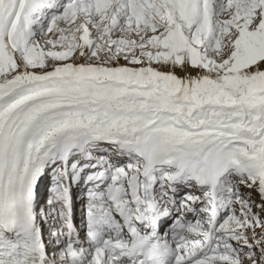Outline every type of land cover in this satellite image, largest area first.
Wrapping results in <instances>:
<instances>
[{"label": "snow or ice", "instance_id": "snow-or-ice-1", "mask_svg": "<svg viewBox=\"0 0 264 264\" xmlns=\"http://www.w3.org/2000/svg\"><path fill=\"white\" fill-rule=\"evenodd\" d=\"M0 264H264V0H0Z\"/></svg>", "mask_w": 264, "mask_h": 264}, {"label": "bare ground", "instance_id": "bare-ground-1", "mask_svg": "<svg viewBox=\"0 0 264 264\" xmlns=\"http://www.w3.org/2000/svg\"><path fill=\"white\" fill-rule=\"evenodd\" d=\"M77 199H81V197L78 195V196H77Z\"/></svg>", "mask_w": 264, "mask_h": 264}, {"label": "rangeland", "instance_id": "rangeland-1", "mask_svg": "<svg viewBox=\"0 0 264 264\" xmlns=\"http://www.w3.org/2000/svg\"><path fill=\"white\" fill-rule=\"evenodd\" d=\"M81 197V195H79Z\"/></svg>", "mask_w": 264, "mask_h": 264}]
</instances>
